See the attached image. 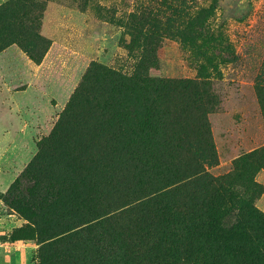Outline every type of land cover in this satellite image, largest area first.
Masks as SVG:
<instances>
[{"label": "rangeland", "instance_id": "obj_1", "mask_svg": "<svg viewBox=\"0 0 264 264\" xmlns=\"http://www.w3.org/2000/svg\"><path fill=\"white\" fill-rule=\"evenodd\" d=\"M30 1L34 15L42 14L39 32L51 46L37 77L24 65L27 55L18 46L0 52L10 49L0 58V84L30 85L23 91L12 88L13 93L7 89L6 103L0 106V118H5L0 120V161L3 149L15 143L21 149L9 153L16 167L11 171L24 168L88 69L106 68L124 80L129 108L156 109L147 101L173 100L171 110L176 109L170 115L175 120L162 115L167 120L159 127L167 132L159 135L161 141L169 133L177 140L196 141L194 150L185 148L177 155L203 160L209 177L195 178L181 192L196 211L207 207V213L199 215L201 226L192 229L197 256L203 239L206 244L201 252L206 256H198L197 264H264V0ZM28 3L23 0L22 11ZM195 98V108L194 102L189 105L196 112L194 122L186 124L190 116L184 114L191 111L186 105ZM171 123L178 124L175 130ZM19 140L25 145L19 146ZM158 149L152 145L144 154L154 159ZM161 155L171 157L173 152L164 146ZM207 157L214 159L212 165ZM190 166L178 165L179 177L190 176ZM6 192L0 193V264H39L34 213L7 203ZM234 206L238 221L226 232L221 221ZM208 216L211 223L205 225ZM184 252L185 260L194 254Z\"/></svg>", "mask_w": 264, "mask_h": 264}, {"label": "trees", "instance_id": "obj_2", "mask_svg": "<svg viewBox=\"0 0 264 264\" xmlns=\"http://www.w3.org/2000/svg\"><path fill=\"white\" fill-rule=\"evenodd\" d=\"M22 2L10 0L0 7V52L18 46L40 65L51 42L39 32L42 14L34 15L30 0L22 11ZM195 100L186 105L191 109L184 114L190 116L186 124L194 122L196 112L189 105L194 102L195 108ZM130 102L122 78L92 65L50 134L39 142L36 155L4 194L7 203L32 209L41 245L39 264H197L198 256H206L201 254L205 239L196 255L192 229L201 226L199 215L207 207L196 211L181 192L195 178L209 177L203 160L177 155L185 148L194 150L196 141L177 140L170 133L165 141L159 139L167 132L159 127L167 120L162 115L175 120L172 99L165 104L147 101L156 109L129 108ZM170 125L175 130L178 124ZM155 144L161 149L150 159L144 153ZM164 146L173 152L171 157L161 155ZM206 161L212 165L214 159ZM178 165L190 166L192 174L182 179ZM238 217L234 206L221 221L223 230L232 231ZM210 223L208 216L204 224ZM186 250L194 254L185 260Z\"/></svg>", "mask_w": 264, "mask_h": 264}, {"label": "crops", "instance_id": "obj_3", "mask_svg": "<svg viewBox=\"0 0 264 264\" xmlns=\"http://www.w3.org/2000/svg\"><path fill=\"white\" fill-rule=\"evenodd\" d=\"M6 0H0V5L2 4V3H4ZM12 49V48H11ZM10 51V49L9 50H7V52H5V54L6 53H8ZM5 54H1L0 55V58H2L3 57V55H5ZM28 59L25 55H24V59ZM45 61H46V59H45ZM8 62H10V60L8 61ZM25 64L24 65H26V66H28V65H30V67L33 69V72L35 73V76L37 75L38 76V74H37V71H39V70H42V68L44 67V64H42V65H40V66H38V65H35V64H33L29 59H28V63H27V60H26V62H24ZM39 69V70H38ZM36 76V77H37ZM5 80V79H4ZM3 80V81H4ZM3 85H1L0 84V106L2 107V106H4L5 105V103H6V100H5V96H6V91H7V89H8V93H13V90H12V88L15 90H17L18 91V88H22L20 91H23V90H26V88H27V86H30V85H23L22 84V86H21V84H20V86L21 87H19V86H16V88L14 87V86H8V87H5V83H2ZM17 91H15V92H17ZM2 111V110H1ZM1 111H0V114H1ZM6 113V112H5ZM4 119L5 118H3V117H1L0 118V120H2V121H4ZM23 140H19V142H20V144H19V146H22V145H25V143H23L22 142ZM36 143H37V140L36 141H34V144L36 145ZM2 145H4L5 146V144H2ZM37 147V146H36ZM15 149H21V148H19L18 147V145H16L15 146V143H9V145H8V148H4L3 149V152L5 153V155H6V159H5V155H4V158H3V161H0V193H4V192H6L8 189H9V187L12 185V183L15 181V179L17 178V176L23 171V169L28 165V163L32 160V158L36 155V153L37 152H33V153H31L30 154V156H32L31 157V159H30V161H28V163H26L25 165H24V168H22V169H19V171H17L16 170V172L15 171H11V169L12 168H16V167H13L15 164L13 163V159L9 156V153H16L15 152ZM18 156V155H17ZM9 172H11L10 174H9ZM13 172V173H12ZM15 172V173H14ZM9 174V175H8ZM3 176L5 177V176H7L8 178H11L12 176H15L11 181H6V182H3Z\"/></svg>", "mask_w": 264, "mask_h": 264}]
</instances>
